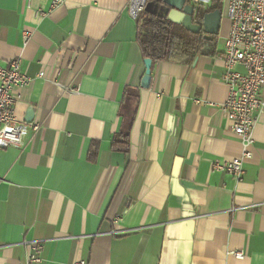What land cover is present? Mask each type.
Returning a JSON list of instances; mask_svg holds the SVG:
<instances>
[{
  "label": "crops",
  "instance_id": "crops-1",
  "mask_svg": "<svg viewBox=\"0 0 264 264\" xmlns=\"http://www.w3.org/2000/svg\"><path fill=\"white\" fill-rule=\"evenodd\" d=\"M127 2L0 0V67L31 79L14 116L38 127L0 149V264L33 242L32 264H264V113L241 180L211 169L242 150L221 109L229 20L192 64L152 61L145 89Z\"/></svg>",
  "mask_w": 264,
  "mask_h": 264
},
{
  "label": "built area",
  "instance_id": "built-area-1",
  "mask_svg": "<svg viewBox=\"0 0 264 264\" xmlns=\"http://www.w3.org/2000/svg\"><path fill=\"white\" fill-rule=\"evenodd\" d=\"M153 0H128L127 13L136 20L143 13L147 3ZM229 20L228 35L224 41L222 59L224 72L221 80L226 88L222 113L229 123V131L236 135L242 146L241 153L228 161H214L212 171L227 174L235 181L243 175V165L250 159L251 133L257 113H264V0H217ZM191 4L204 6L205 0H190ZM52 1L50 7L57 4ZM47 11L38 13L44 17ZM42 77L38 74L37 78ZM31 79L21 71L19 59H13L7 67H0V149L22 148L28 131L37 126L21 123L14 116L15 88L25 87ZM41 244H30L27 264L37 263L35 255ZM236 259H242L241 251L230 252Z\"/></svg>",
  "mask_w": 264,
  "mask_h": 264
},
{
  "label": "trees",
  "instance_id": "trees-1",
  "mask_svg": "<svg viewBox=\"0 0 264 264\" xmlns=\"http://www.w3.org/2000/svg\"><path fill=\"white\" fill-rule=\"evenodd\" d=\"M195 21L200 22L203 14L220 10V3L214 0L209 8L195 6ZM137 44L144 59L153 62L168 61L190 65L202 53L203 39L201 34H194L184 30L178 25L169 22L156 11L143 13L136 19ZM127 146V137L117 136ZM116 139L113 146H117Z\"/></svg>",
  "mask_w": 264,
  "mask_h": 264
},
{
  "label": "water",
  "instance_id": "water-1",
  "mask_svg": "<svg viewBox=\"0 0 264 264\" xmlns=\"http://www.w3.org/2000/svg\"><path fill=\"white\" fill-rule=\"evenodd\" d=\"M189 0H162L164 9L163 16L172 24L182 27L184 30L201 34L203 41L209 42L213 36H216L222 20V13L220 10L203 14L200 22L195 21V6L194 4H187ZM151 3H147L144 11L148 12L151 9ZM205 8L204 6H202ZM203 49H207L204 45ZM152 61L149 58L143 60L144 75L141 79V87L147 89L150 84V69ZM32 113L27 112L26 121L30 122Z\"/></svg>",
  "mask_w": 264,
  "mask_h": 264
}]
</instances>
